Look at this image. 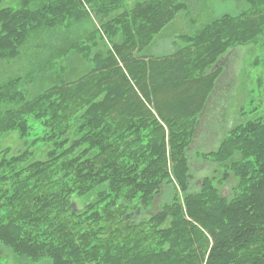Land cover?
I'll use <instances>...</instances> for the list:
<instances>
[{
	"label": "trees",
	"instance_id": "obj_1",
	"mask_svg": "<svg viewBox=\"0 0 264 264\" xmlns=\"http://www.w3.org/2000/svg\"><path fill=\"white\" fill-rule=\"evenodd\" d=\"M247 3L194 20L180 49L155 55L180 16L195 19L191 0H0V67L58 29L95 25L68 51L91 65L82 78L38 94L29 78L0 81V244L33 263L264 264V109L196 158L211 175L195 182L189 156L223 59L264 48V0ZM35 127L8 157L2 140Z\"/></svg>",
	"mask_w": 264,
	"mask_h": 264
},
{
	"label": "rangeland",
	"instance_id": "obj_2",
	"mask_svg": "<svg viewBox=\"0 0 264 264\" xmlns=\"http://www.w3.org/2000/svg\"><path fill=\"white\" fill-rule=\"evenodd\" d=\"M191 3L193 9L191 8L189 12L194 10L195 19L193 17L190 19L188 14L180 16L171 25L167 34L159 38L158 45L152 50L153 54L174 53L180 49L183 43L179 36L192 33L195 29L194 20H196L195 26L201 27L224 15H239L249 8L247 0H191ZM94 30L95 25L87 21L70 29L61 28L54 31L53 34H49L39 41L40 44L43 42L45 44L41 47L42 49H38V53L32 52L29 56H24L21 60L13 62L12 65H2L0 81L13 75L22 77L24 80L29 78L34 81V84L31 85L34 88V93L38 94L53 85L60 84L61 81L71 82L82 78L90 72L91 65L78 55L68 54V51L72 45L85 40ZM99 45L104 48L102 41ZM221 67L226 70L219 79L217 89L208 103V110L200 120L196 140L189 152L196 177L195 182L213 172V164L199 162L197 157L202 160L204 153L217 148L224 127L228 129L243 121L258 118L264 109V48L262 46L255 47L254 51L251 47L232 51L223 59ZM240 107L245 115L238 118L236 114ZM256 109L257 113H254ZM37 128L35 127L32 137L27 140H23L19 133H10L2 140L1 148L10 150L8 157L24 153L27 149L26 142L29 140L28 142L31 143L34 135L41 132V129ZM37 148L40 151L48 149L47 144H39ZM197 151L198 156L195 154ZM40 160H47L46 154L42 155ZM9 187L10 184H1L0 196L4 195V191ZM223 193L228 196L230 187H226ZM74 199L72 206L76 212L84 210L86 205L91 202V196ZM0 264L52 263L48 259L33 263L26 257L15 255L10 249L0 244Z\"/></svg>",
	"mask_w": 264,
	"mask_h": 264
},
{
	"label": "crops",
	"instance_id": "obj_3",
	"mask_svg": "<svg viewBox=\"0 0 264 264\" xmlns=\"http://www.w3.org/2000/svg\"><path fill=\"white\" fill-rule=\"evenodd\" d=\"M211 140V139H210ZM201 170V169H200ZM206 177V176H205ZM204 178V177H203Z\"/></svg>",
	"mask_w": 264,
	"mask_h": 264
},
{
	"label": "water",
	"instance_id": "obj_4",
	"mask_svg": "<svg viewBox=\"0 0 264 264\" xmlns=\"http://www.w3.org/2000/svg\"><path fill=\"white\" fill-rule=\"evenodd\" d=\"M158 204H156V207H157Z\"/></svg>",
	"mask_w": 264,
	"mask_h": 264
}]
</instances>
